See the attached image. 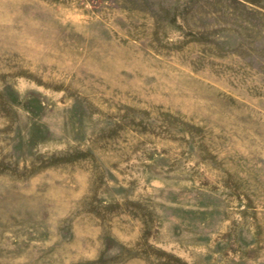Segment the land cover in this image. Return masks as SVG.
<instances>
[{
	"label": "rangeland",
	"instance_id": "rangeland-1",
	"mask_svg": "<svg viewBox=\"0 0 264 264\" xmlns=\"http://www.w3.org/2000/svg\"><path fill=\"white\" fill-rule=\"evenodd\" d=\"M0 264H264V0H0Z\"/></svg>",
	"mask_w": 264,
	"mask_h": 264
}]
</instances>
